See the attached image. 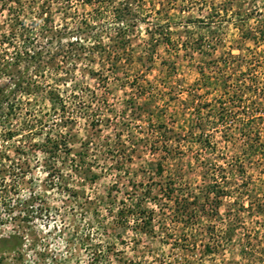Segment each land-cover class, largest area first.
<instances>
[{"label":"rangeland","instance_id":"374dc122","mask_svg":"<svg viewBox=\"0 0 264 264\" xmlns=\"http://www.w3.org/2000/svg\"><path fill=\"white\" fill-rule=\"evenodd\" d=\"M0 264H264V0H0Z\"/></svg>","mask_w":264,"mask_h":264},{"label":"trees","instance_id":"16d2710c","mask_svg":"<svg viewBox=\"0 0 264 264\" xmlns=\"http://www.w3.org/2000/svg\"><path fill=\"white\" fill-rule=\"evenodd\" d=\"M149 213H150V212H149ZM141 215H142V217L144 218V214L141 213ZM142 217H141V218H142Z\"/></svg>","mask_w":264,"mask_h":264}]
</instances>
